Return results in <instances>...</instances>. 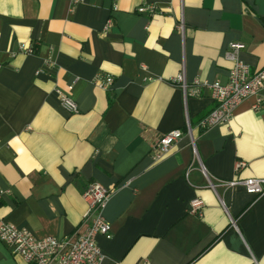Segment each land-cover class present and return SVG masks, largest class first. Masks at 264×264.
Instances as JSON below:
<instances>
[{
    "label": "crops",
    "instance_id": "0c3cea01",
    "mask_svg": "<svg viewBox=\"0 0 264 264\" xmlns=\"http://www.w3.org/2000/svg\"><path fill=\"white\" fill-rule=\"evenodd\" d=\"M72 1L0 0V218L72 236L98 182L114 190L102 264H264V196L223 185L264 179V104L248 98L229 122L194 130L195 153L184 135L151 158L159 136L216 106L207 89L185 103L171 78L226 83L232 42L251 70L264 66V0ZM143 4L159 11L137 14ZM99 73L113 77L107 90L92 83ZM0 264L24 263L0 242Z\"/></svg>",
    "mask_w": 264,
    "mask_h": 264
},
{
    "label": "built area",
    "instance_id": "2783aa9c",
    "mask_svg": "<svg viewBox=\"0 0 264 264\" xmlns=\"http://www.w3.org/2000/svg\"><path fill=\"white\" fill-rule=\"evenodd\" d=\"M79 1L73 0L72 2L75 4ZM112 2L116 8V0ZM158 11L159 8L153 4H143L136 8L137 14L150 17ZM110 26L109 21L105 30ZM177 29L182 33V23L177 25ZM243 48L244 45L238 42H232L229 45L227 58L232 62V67L228 72L226 83L200 81L199 79L187 82L183 71L171 78L170 83L182 91L185 103L189 97H198L201 89H207L216 106L194 128L187 120L185 131L174 129L159 136L151 146L153 161L158 162L165 157L184 135L189 137V144L195 153L194 130L205 132L217 125L229 122L235 108L248 98H255L252 105L254 110L264 104V97L261 96L264 88V66L251 70L238 57V53ZM19 50L25 54L34 52L25 44H21ZM92 83L107 90L113 83V77L99 73L94 76ZM57 94L60 105L66 112L69 114L77 112V104L73 99L60 91H57ZM243 166V162H238L236 170ZM223 185L226 187L241 186L249 195L264 196V179L234 178ZM113 192L114 190L98 182H91L86 186L82 197L87 208L82 216L81 227L76 229L72 236L37 238L27 228L18 227L0 218V242L10 248L13 255L20 257L24 264H102L105 256L98 247L96 239L98 236L111 237V224L103 216V210ZM201 206L199 199L191 202L192 211L196 214H200Z\"/></svg>",
    "mask_w": 264,
    "mask_h": 264
}]
</instances>
